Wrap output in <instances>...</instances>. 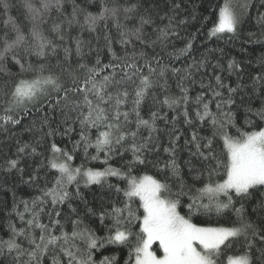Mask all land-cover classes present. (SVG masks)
<instances>
[{"label": "snow or ice", "instance_id": "6c2138e0", "mask_svg": "<svg viewBox=\"0 0 264 264\" xmlns=\"http://www.w3.org/2000/svg\"><path fill=\"white\" fill-rule=\"evenodd\" d=\"M189 3L166 0L161 8L160 0H21V20L9 15L10 0H0L7 17L0 34V73L6 77L0 81V133L8 148L0 149V191L12 194L0 264H120L117 255L96 259L108 246L127 248L123 264H264V53L255 74L251 60L227 56L224 48L192 55L201 29L207 39L231 42L252 20L259 33L248 32L244 44L264 47V0H217L199 17ZM193 22L199 27L185 38ZM85 32L93 39H83ZM189 57L182 67L173 63ZM21 131L33 138L23 139ZM73 133L78 139H71ZM56 137H68L71 149ZM185 149L184 164L193 181L202 180L200 187L182 174L179 153ZM80 150L85 161L104 167L74 165ZM117 159L118 166L111 163ZM147 165L161 175L134 174ZM92 185L115 194L99 212L87 207L81 191ZM22 187L37 194L18 196ZM75 200L85 204L83 215ZM198 215L208 219L195 222ZM93 217L104 235L86 222Z\"/></svg>", "mask_w": 264, "mask_h": 264}, {"label": "trees", "instance_id": "16d2710c", "mask_svg": "<svg viewBox=\"0 0 264 264\" xmlns=\"http://www.w3.org/2000/svg\"><path fill=\"white\" fill-rule=\"evenodd\" d=\"M11 4L13 5V7L10 9L9 11V15H11L12 17H17L19 19H23L21 16L22 13V9L20 7L21 4V0H10ZM78 2L83 3V4H95L96 0H78ZM166 0H160V6L161 8H164ZM193 3H195L197 5L196 8V12H197V16L199 17V15L202 13L203 15H208V11H206V9L209 8V5H213L215 6L217 3V0H192ZM220 2L222 3V0H220ZM253 3H258V0H252ZM186 4H189V8L191 7V4L189 3V0H185ZM68 7V11H71V4L69 3ZM89 11H97L96 7H89ZM160 15H163V12L160 13ZM253 17L255 16V12L253 11L252 13ZM7 17L3 15V9L0 8V34H3V32L5 31V27L3 24V21L6 19ZM167 21H165L166 23ZM26 23V22H25ZM159 23V21H158ZM131 26V25H129ZM197 27H199L198 24H196L195 22H193V26L189 27L186 32L183 33V35L185 36V38L187 37V33L190 32H194L196 31ZM149 32H151V28L148 29ZM250 31H254L259 33V28L256 26L255 20H252L250 22H247L243 25L242 29H241V33L239 35L238 38L234 39L233 41L229 42L227 37L218 40L217 38H212V39H207L206 38V30L201 29L200 33L197 35L196 40L194 41V52H193V56H196L197 58H199V56L203 53L206 52L207 49H211V48H224L225 49V53L227 56H235L238 60H244L245 62L251 60L252 61V67L249 69V72L252 74H255L258 70H259V64L257 62V58L264 53V47H262L260 44H244V41L247 39V34ZM79 32L78 29H74L72 32V35L75 36L77 35ZM112 35L113 37L117 36L116 30L113 28L112 29ZM83 39L88 40V39H93V35H90L89 33L85 32L83 34ZM94 42V41H93ZM172 44L175 45V47L179 48V47H183L184 41L181 39H174L172 41ZM172 44L169 45L168 49L166 50L167 52H171L173 51V47ZM244 44V46L248 49L247 52H242L241 51V45ZM103 45V42H101V47ZM74 47V45H73ZM114 49L117 51L118 54H122L121 49H120V45L119 44H114L113 45ZM157 52L160 51L159 48L156 49ZM89 59L94 62L95 60V54H92ZM101 59L106 63L109 59L108 53H107V49H103L102 47V52H101ZM167 55L165 54V62H167ZM191 62V57L187 58V60H185L184 58H181L179 61H174V65L176 67H182L184 66L185 63ZM11 71L12 72H18L19 68L18 66H11ZM6 79V77L3 76L2 73H0V81ZM235 77H232V80L235 81ZM169 83L172 86V91L176 92L178 91V89L175 88V81L174 80H170ZM234 86V85H233ZM197 90H198V86H197ZM195 93H193L194 95ZM148 103H151V101L149 100ZM259 106V102H255L253 104V107H258ZM165 111H167V109H165ZM142 114L147 116V106L144 107ZM169 117H171V115H173L172 112L169 111ZM238 122L239 123H243V111H241L240 113H238ZM161 127H163V124H161ZM182 130L185 129V126H181ZM204 135H210V131H205L203 133ZM19 135L22 136L23 139L28 140V139H32L33 137L31 136L30 133L27 132H19ZM72 140L78 139V136L73 133ZM56 140L58 143H61L62 146L66 145L69 149H71V143L69 142V138L68 137H56ZM6 141V137L5 134L0 133V149L3 150V152H7L8 148L4 147ZM162 143L166 146L167 144V137H162ZM181 144H183V138L180 141ZM214 148L215 151L218 155H221L222 157V143L217 140L214 144ZM14 151V149H13ZM90 153H94V149H89ZM0 155H2V152H0ZM102 156V154H101ZM126 158H130V154H128L126 156ZM159 158L161 160H164L167 158L166 154L163 153L162 149L161 152L159 154ZM150 159H156V156H151ZM189 159V155H188V151L185 149L184 151H181L179 153V160H180V164H181V169H182V174L184 176V179L186 181V183L188 184H195L196 187H200L202 180L201 181H193L192 176L194 175V173H190L188 170V166L186 164H184V161ZM81 163H86V166L88 167H93V168H102L104 167V165L100 162V161H85L84 159V154L83 151L80 150L75 154V159L73 160V164L74 165H79ZM111 163L115 164V165H119V160H113L111 161ZM193 163L196 164L197 168H201V164L198 163L195 159L193 160ZM145 172H147L148 174L154 175V176H160L161 174L158 172V170L156 168H153L151 165H147V166H139L138 168H136L134 170V174L137 175H142ZM221 177H215V179H220ZM25 179H27V177H25ZM203 179V178H202ZM11 180V178H10ZM3 181V177L0 176V183H2ZM111 182L112 183H118V181L115 178H111ZM121 183V186H124L123 182H119ZM174 183V182H173ZM174 191L177 190L176 187H174L173 189ZM81 191L85 197V199L88 201L87 207H91L93 208L96 212H99L101 210V207L103 205V207H108L109 206V201L113 198H115V194L108 193V190L106 188H101L98 185H92L89 188H81ZM37 194L35 192V190L33 189H28L26 187H22L21 190L18 192V196H22L23 198L27 199L29 198L31 195H35ZM122 194L120 196V199H122ZM5 201H7V206H5ZM187 202V198L184 197L182 198V204ZM74 207L78 208V211L81 213V215H83L86 211V206L82 201L79 200H75L72 202ZM12 206V194L11 192H8L7 195H5L4 191H0V237L3 238H7V222L10 219L7 216V212L9 211V209ZM137 206V205H134ZM246 206L251 207V204H246ZM181 212H185L186 209L181 207ZM63 212L64 214L67 216L69 214V209L67 207V205L63 206ZM142 212V210H141ZM255 219V217H253ZM11 219L17 223V225H19V221L15 218V216L11 217ZM208 217L205 215H198L197 217L194 218L195 222H203L204 220H207ZM217 219V217L215 216V214H212V222H215ZM86 222L90 223L92 227L96 228L97 234L98 235H104V229L102 226L99 225V221L98 218L93 217L90 220H87ZM221 222H223V220H221ZM156 246L154 245V248ZM103 255H117L120 259V264H123V260L127 258V248H124L122 246H108L105 249H101L100 252L96 253V259L99 260L102 258Z\"/></svg>", "mask_w": 264, "mask_h": 264}]
</instances>
